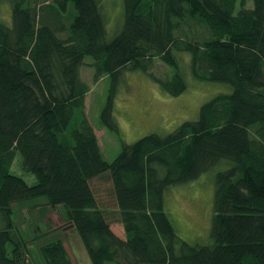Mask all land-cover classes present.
<instances>
[{
    "label": "trees",
    "instance_id": "obj_1",
    "mask_svg": "<svg viewBox=\"0 0 264 264\" xmlns=\"http://www.w3.org/2000/svg\"><path fill=\"white\" fill-rule=\"evenodd\" d=\"M8 2L11 26L0 22V264H29L14 217L22 205L40 208L36 198L62 210V229L76 231L91 264H264V0H123L111 38L97 0ZM180 52L194 79L231 91L201 104L196 119L122 143L105 160L84 113V58L93 80L111 78L100 119L118 134L112 109L122 72L140 70L177 96L186 89ZM156 60L171 67L168 78L151 71ZM17 154L33 184L12 173ZM222 161L229 166L214 176L211 241L189 243L164 210V192ZM40 253L45 264H73L59 239Z\"/></svg>",
    "mask_w": 264,
    "mask_h": 264
},
{
    "label": "rangeland",
    "instance_id": "obj_2",
    "mask_svg": "<svg viewBox=\"0 0 264 264\" xmlns=\"http://www.w3.org/2000/svg\"><path fill=\"white\" fill-rule=\"evenodd\" d=\"M104 21L106 37L111 38L123 22V0H97ZM0 22L11 26V9L8 0H0ZM179 69L186 82V89L177 96L164 92L160 85L140 70L124 71L118 78L113 99L112 115L119 133H112L101 123L100 112L105 104L111 83L108 75L93 80L92 59L86 56L79 68L80 78L89 86L85 96L84 113L92 126L103 158L111 161L121 150L122 143L130 144L138 138L156 133L165 135L186 120L198 116L201 104L219 93L231 91L221 82H206L194 79L189 69V54L176 53ZM151 71L161 78H168L171 67L156 60ZM74 123V122H73ZM222 161L199 177L189 182L170 186L164 192V210L176 234L192 244L210 243V225L213 213L214 176L226 169ZM11 171L28 184L34 176L22 170L20 156L12 162ZM45 198H36L40 208L20 206L14 217L16 229L26 244L29 264H45L40 246L49 239H59L73 264H91L78 234L74 229H62L67 224L60 208L42 207ZM40 203V204H39ZM0 219V226H1ZM113 230L123 235L122 227L113 224ZM46 233V235L44 234Z\"/></svg>",
    "mask_w": 264,
    "mask_h": 264
},
{
    "label": "crops",
    "instance_id": "obj_3",
    "mask_svg": "<svg viewBox=\"0 0 264 264\" xmlns=\"http://www.w3.org/2000/svg\"><path fill=\"white\" fill-rule=\"evenodd\" d=\"M117 233L120 234L119 231Z\"/></svg>",
    "mask_w": 264,
    "mask_h": 264
}]
</instances>
